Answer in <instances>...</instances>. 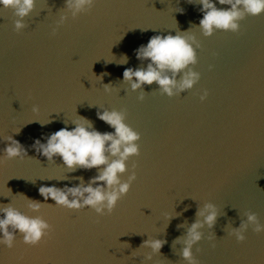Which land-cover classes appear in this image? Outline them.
I'll return each mask as SVG.
<instances>
[{
    "label": "water",
    "instance_id": "obj_1",
    "mask_svg": "<svg viewBox=\"0 0 264 264\" xmlns=\"http://www.w3.org/2000/svg\"><path fill=\"white\" fill-rule=\"evenodd\" d=\"M0 264H264V0H0Z\"/></svg>",
    "mask_w": 264,
    "mask_h": 264
}]
</instances>
